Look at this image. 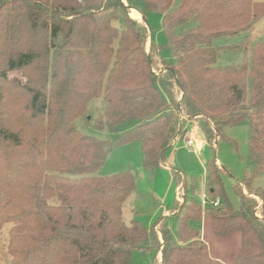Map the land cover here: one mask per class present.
<instances>
[{"label":"trees","instance_id":"16d2710c","mask_svg":"<svg viewBox=\"0 0 264 264\" xmlns=\"http://www.w3.org/2000/svg\"><path fill=\"white\" fill-rule=\"evenodd\" d=\"M124 1L146 22L150 13L162 17L171 61L152 40L145 51L149 30L119 0H0V231L12 225L10 264H129L134 250L153 251L154 264H220L192 226L203 214L192 200L174 216L178 242L163 222L162 242L156 224L124 223L133 175L94 176L112 146L74 126L99 97L104 106L93 128L116 134L136 124L116 145L139 142L148 171L198 124L209 155V203L218 201L208 206L211 233L239 234L233 264H264V188L252 189L264 172V42L248 34L264 18V0H179L176 8L174 0ZM222 52L241 58L220 63ZM12 72L24 81L9 80ZM243 121L250 168L243 182L261 201L259 217L238 183L240 206L232 208L214 158L215 139L235 146L225 130Z\"/></svg>","mask_w":264,"mask_h":264},{"label":"rangeland","instance_id":"374dc122","mask_svg":"<svg viewBox=\"0 0 264 264\" xmlns=\"http://www.w3.org/2000/svg\"><path fill=\"white\" fill-rule=\"evenodd\" d=\"M258 2L260 0H254ZM179 0H174L172 7L176 8ZM126 15L132 19L128 10ZM134 20V19H132ZM136 21V20H135ZM162 17L156 13L147 15V25L150 30V37L154 44L162 46L160 52L161 57L165 61H171V52L167 46V37L161 27ZM142 23L141 20L137 21ZM113 25L120 28L122 25V17L118 16ZM250 34L254 41L264 42V18L258 22L254 30ZM223 39L222 41H224ZM233 41V40H232ZM231 41V42H232ZM149 35L145 43V51L149 52ZM221 62H238L241 58V52H238L235 58L230 59V53H221ZM156 63V73L162 71L163 66L153 54ZM17 78L24 81L19 72H12L8 74V79ZM102 97L93 99L87 106V109L81 120L75 122V129L79 133L96 138L101 141H107L112 146L111 152L108 154L105 163L94 173V176L109 177L118 173L129 171L134 178L135 190L132 192L126 203L122 208V218L125 224L130 221H139L146 229L151 228L154 224V232L158 239L162 235L159 231L158 225H164L170 230L171 237L175 242H178L177 235V221L175 214L184 206L189 204L192 200L195 204L201 206L202 211L206 212L201 220L193 224L200 232V237L204 240L209 249V254L213 259H217L220 264H233L234 258L240 248V236L238 233L229 235L226 238H216L212 235L208 221V187L207 174L204 166V161L209 155H206L207 148L203 139L201 140L198 133L194 131L200 130L198 124H193L190 131L184 137V140L174 138L173 145L166 154L165 163L159 168L148 171L143 167V156L140 149V144L137 141L123 146L116 145V137L124 131L132 129L136 124L126 123L118 128L116 134L108 132L107 129L97 130L93 128L92 121L97 118L103 110ZM201 131V130H200ZM195 136V139L193 138ZM225 136L233 141L236 145L233 146L227 141H220L217 144V138L213 142L214 158L217 165L223 169L222 180L224 182V192L230 202L232 208L237 210L240 206L238 196L233 190L234 183H238L237 190L247 197L253 198L256 201L254 214L258 217V209L261 206V201L247 188L243 179L250 171L247 161V139H248V125L246 121L240 124L229 127L225 130ZM186 139V140H185ZM201 140L204 145L205 153L198 154L194 146H187V140ZM201 150V149H199ZM177 173L181 180L179 185L174 181L173 174ZM183 182V183H182ZM195 184L194 191L191 188ZM264 188V172L260 173L252 184L253 188ZM202 199L206 205H202ZM171 216V217H168ZM207 223V225H206ZM12 227L11 224H6L0 231V264H10V256L7 252L8 231ZM160 241V239H159ZM162 242V241H161ZM156 257L160 255L157 251ZM153 251L141 252L134 250L131 254L129 264H154ZM160 262V261H159Z\"/></svg>","mask_w":264,"mask_h":264},{"label":"crops","instance_id":"0c3cea01","mask_svg":"<svg viewBox=\"0 0 264 264\" xmlns=\"http://www.w3.org/2000/svg\"><path fill=\"white\" fill-rule=\"evenodd\" d=\"M129 11V10H128ZM132 11H134V9H132ZM131 11V12H132ZM136 12H137V10H136ZM139 13V12H138ZM131 17V16H130ZM193 124H196V122L195 121H193L192 122ZM197 134V131L195 130L194 131V134ZM193 138L195 139V136H193ZM201 139V138H200ZM186 140V139H185ZM202 140V139H201ZM201 140H195V149H196V151L198 152V154H203V153H205V147H204V145L202 144V142H201ZM173 145V144H172ZM171 145V146H172ZM199 149H201V150H199ZM218 162V161H217ZM219 163V162H218ZM206 212H203V214H202V218H203V216H204V214H205ZM168 217H171V216H168ZM208 221V224H209V228H210V220H209V217H207L206 218V220H205V222H207ZM206 225H207V223H206ZM193 227H194V225H192ZM195 228V227H194ZM211 231V230H210ZM231 234H234V233H231ZM231 234H228L227 236H225V237H223V238H226V237H228L229 235H231ZM201 238V240H202V237H200ZM160 239V242L162 241L161 240V238H159ZM240 240V239H239ZM203 242H204V240H202ZM205 243V242H204ZM240 249V248H239ZM209 250V249H208ZM239 252V251H238ZM210 253V252H209ZM238 254V253H237ZM236 257V256H235ZM160 259H161V255H159L158 257H157V262H159L160 261ZM235 259V258H234ZM215 260H217V259H215ZM218 261V260H217Z\"/></svg>","mask_w":264,"mask_h":264},{"label":"water","instance_id":"95a60500","mask_svg":"<svg viewBox=\"0 0 264 264\" xmlns=\"http://www.w3.org/2000/svg\"><path fill=\"white\" fill-rule=\"evenodd\" d=\"M119 1H120V3L122 4V6H123L126 10H131V9H132V8H129V7L126 5V3H125L124 0H119ZM134 10H135V9H134ZM141 22H142L143 25L149 30L148 25H147V22L143 19L142 16H141ZM148 33H149V42H150V40H151V37H150V30H149ZM197 133H198L199 137H200L201 139H203V134H202V132H201L200 130H198Z\"/></svg>","mask_w":264,"mask_h":264},{"label":"built area","instance_id":"2783aa9c","mask_svg":"<svg viewBox=\"0 0 264 264\" xmlns=\"http://www.w3.org/2000/svg\"><path fill=\"white\" fill-rule=\"evenodd\" d=\"M194 141L195 140H193V139H190V140H187L186 141V145L187 146H194ZM201 204L204 206V205H206V203L204 202V200L202 199V201H201ZM213 207H216L217 205H218V201H214V202H212V203H210Z\"/></svg>","mask_w":264,"mask_h":264},{"label":"bare ground","instance_id":"6f19581e","mask_svg":"<svg viewBox=\"0 0 264 264\" xmlns=\"http://www.w3.org/2000/svg\"><path fill=\"white\" fill-rule=\"evenodd\" d=\"M131 11H132V9L128 11V14H129V16H131L132 19H134L136 21L141 20V15L138 12H136V11L131 12Z\"/></svg>","mask_w":264,"mask_h":264}]
</instances>
